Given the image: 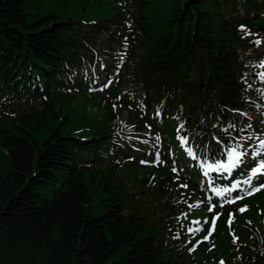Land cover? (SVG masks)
I'll list each match as a JSON object with an SVG mask.
<instances>
[{
  "label": "trees",
  "instance_id": "1",
  "mask_svg": "<svg viewBox=\"0 0 264 264\" xmlns=\"http://www.w3.org/2000/svg\"><path fill=\"white\" fill-rule=\"evenodd\" d=\"M115 1L107 17L84 20L49 0H0V264H206L189 252L197 233L186 218L188 205H208L202 170L177 128L209 162L217 139L248 124L264 132V0ZM78 92L97 99L103 120L56 119L75 111ZM154 149L163 163L138 161ZM245 160L229 179L246 176ZM122 166L151 170L131 188ZM240 231L231 264H264V228Z\"/></svg>",
  "mask_w": 264,
  "mask_h": 264
},
{
  "label": "rangeland",
  "instance_id": "2",
  "mask_svg": "<svg viewBox=\"0 0 264 264\" xmlns=\"http://www.w3.org/2000/svg\"><path fill=\"white\" fill-rule=\"evenodd\" d=\"M49 3L52 4L56 9L63 13L66 16H72L79 19L84 20H96L103 17H107L112 12L116 11L119 7L118 3L115 0H49ZM72 106L75 107V111H70L68 108H62L56 112V119H60L64 115L70 114H78L85 115L87 117H95L96 119L103 120L105 117L104 108L97 101V99L87 93L78 92L72 96ZM113 108V104H112ZM117 112L116 115L119 116L118 120L123 119L124 115H126L125 111H119V109L115 110ZM120 112V113H119ZM75 129V128H74ZM81 129V128H77ZM4 151L0 148V172L6 166L7 160L5 159ZM158 150H154L152 153L145 154L144 157L140 158L139 161H150L155 160V154ZM151 170L150 167L145 168H133L130 166H122L120 169L121 175L126 179L128 185L131 188H137L140 186V174L143 172H149ZM202 180H198V185L202 186ZM259 181H255L257 183ZM264 190L257 192L252 196L244 197L241 200H238L236 203L229 205L225 211H221L219 214L223 216V222L225 223V227L220 229V232L216 235L212 233L211 237L208 241L199 243L197 245V241H201L202 238L207 235V232L202 229L198 232V237L193 242V245H197L195 251L190 252V254L195 259H201L206 264H214L219 263L221 261L231 264V256L236 244V241H240L242 232L240 230L245 229L246 223H256L264 228ZM244 196L243 191L234 195V196ZM155 194L150 195V199H153ZM247 205L248 210L241 213L238 211L242 206ZM229 213L233 214V219L231 225H229ZM212 213H209L208 209H193L190 210L186 214V218L195 219L198 218L197 221H200V225L194 224L193 227L197 228L201 225L211 227V219ZM201 218V219H199ZM205 219H207V223H204ZM203 221V222H202ZM218 223V220H217ZM216 223V226H217ZM208 227V228H209ZM207 228V229H208ZM206 232V233H205ZM225 232L228 234L225 235ZM246 236L243 238V240ZM191 246V247H192ZM211 249V250H209Z\"/></svg>",
  "mask_w": 264,
  "mask_h": 264
},
{
  "label": "snow or ice",
  "instance_id": "3",
  "mask_svg": "<svg viewBox=\"0 0 264 264\" xmlns=\"http://www.w3.org/2000/svg\"><path fill=\"white\" fill-rule=\"evenodd\" d=\"M241 28L243 29V26H241ZM254 43L259 45L261 41L256 40L254 41ZM255 67L264 68V61H261L259 64L255 65ZM256 76L262 83H264V72H257ZM248 86L251 87V85ZM103 87L105 88L108 87V84H105ZM256 91L260 92L261 95L264 96V89H256ZM117 99H119V97ZM115 109H116V105L114 104L113 110ZM159 114L160 113L158 109L157 115ZM241 115H246V114L241 113ZM230 128L234 129L235 126L229 123L228 127L223 129V131L227 133L228 129ZM249 128H251V124H248L245 128L239 129L241 133H245V135L239 138L229 136L228 143H223L222 141L214 137V139H217V143L221 144V151L219 153V158H211V162H209L210 157L207 154L198 155L195 153L194 149L189 145L187 136L180 135V133L184 130L183 122L177 128V133H178L177 139L180 142L181 147L184 149L188 157L198 162V166L202 170V174L205 179L201 183L207 184L208 187L206 191H210L212 194H214L215 197L220 198L222 203L219 206L221 207L224 206V204L236 203L238 200H241L244 197L252 196L257 192L264 190V132L261 133L248 132L247 130ZM159 139L160 137L159 135H157L156 140L158 141ZM250 141H255V143H249ZM144 143H147V141H144ZM249 155L251 156L253 163L249 166L245 179L235 180L234 182H231L229 186H221L220 184L217 183L218 180H228L229 177L233 176V174L237 170H240L242 166L245 165L246 163L245 157ZM145 163H148V161H143V160L141 161V164H145ZM154 163L155 164L163 163L159 152L155 154ZM179 171L182 170L177 169V167L175 166V162H173L172 172L174 174H177V180H179L180 178L178 175ZM212 173H215L216 175H210ZM254 181H259V182L254 183ZM179 186L181 188L188 187L187 184H181ZM237 190L243 191L244 196H239V195L233 196L232 193ZM206 199L209 203L208 211L209 213H212L217 205L212 202L213 200L212 196H208ZM188 206L189 208H193L198 205L190 204ZM247 210H248L247 205H244L238 209V211L241 213ZM220 215L221 214L217 213L215 216L212 217L211 219L212 226L209 229H207V235H205L201 241H197V245L199 243L206 242L209 240L213 231L215 230L216 223L217 220L220 218ZM228 215H229L228 223L229 225H231L233 214L229 213ZM207 222H208L207 219H205L204 223ZM192 223L196 225H200L201 222L192 221ZM201 230L202 229L200 227L197 228L189 227L187 229V231L193 235H195ZM175 238L177 239L179 238V233ZM188 243H191V241H188ZM197 245H193L191 248H189V252L195 251ZM220 264H224V262L221 261Z\"/></svg>",
  "mask_w": 264,
  "mask_h": 264
}]
</instances>
